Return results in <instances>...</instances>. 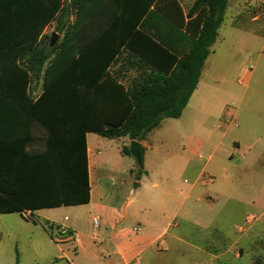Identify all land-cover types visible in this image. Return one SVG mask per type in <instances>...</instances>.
Masks as SVG:
<instances>
[{"label": "trees", "instance_id": "obj_1", "mask_svg": "<svg viewBox=\"0 0 264 264\" xmlns=\"http://www.w3.org/2000/svg\"><path fill=\"white\" fill-rule=\"evenodd\" d=\"M228 2L196 0L190 15L199 11L202 28L181 59L167 40L137 32L144 50L160 60L155 61L126 45L148 9H139L127 30L125 22H115L132 16L119 0L117 5L110 0H48V16L44 7L37 23H21L15 1L0 0V213L33 215L42 208L89 203L86 132L143 142L164 119L180 118L198 86ZM70 6L76 19L58 22L55 32L63 37L51 47V35L40 37L48 21L67 17ZM123 46L152 70L128 90L108 72ZM40 79L43 91L35 99L31 84ZM118 111H123L121 117L114 119ZM62 144L69 150L62 151ZM123 152L131 155L130 147ZM143 159L142 146L141 167Z\"/></svg>", "mask_w": 264, "mask_h": 264}, {"label": "crops", "instance_id": "obj_2", "mask_svg": "<svg viewBox=\"0 0 264 264\" xmlns=\"http://www.w3.org/2000/svg\"><path fill=\"white\" fill-rule=\"evenodd\" d=\"M14 1L19 9L18 17H20L19 21L21 23L39 22L38 16L40 10L43 13L44 7L46 8V17L48 16V0ZM110 1L111 4L117 5L116 0ZM119 1L123 2L122 5L131 10L132 16L123 20L116 19L115 22H122L123 24L125 22V24L128 25L127 27H129L127 30L130 29L132 23L136 21L137 11L139 9H148L142 18H138V24L133 31L131 30L132 33L128 36V44L126 45L129 46L131 43V45L141 49V53L153 57L155 61L160 60H156L153 56L154 54L149 49L144 50L142 43L139 41L140 38L137 32L148 35L155 34L167 40L175 47V51L172 53H174L178 59H181L184 55L189 53L192 42L199 36V32L202 28V23L197 19L199 11L190 15L196 0ZM241 3H246V0H229L226 12L230 6L236 10ZM151 12H155V14H149ZM247 17H250L248 23H246L247 18L244 19L243 16L241 17L239 13L235 12L232 22L227 25L224 16V21L219 29L217 40L210 47V54L203 67L198 86L192 94L182 116L178 118H185L191 131H198L207 136L211 135V138L208 139L206 143L189 137L185 144L188 152L193 155H197L205 147L209 149L214 147L215 153H221L219 154L218 161L213 163L212 170L206 173L205 171L208 168L207 164L201 167L195 161L190 160L187 162H164L158 167L145 163L139 171V176L143 175V177H148L150 180L151 178L161 180L163 183L161 185H153L154 191L150 197V205L148 204L149 206H145L144 209H138L133 206V199L128 201V198H126L121 205L117 206L111 203L113 196H116L117 199L120 200L119 194L114 195L116 194V189L113 187L115 186L114 180H112L111 186L98 177L97 170L104 164V160L100 157V153L97 154L94 152L90 144L94 137L101 135L94 132H86L91 198L89 203L82 205L94 204L97 215L92 217V221L95 217L99 218V227H94L99 233L89 235L87 232L80 230L77 225H64L73 232L74 239H66L62 242H57L54 238L52 239L50 234L51 241L55 242L63 255V257L55 259V264H159L158 259L161 256L173 251L170 243L164 239L170 233L173 226H177L176 222L179 220V215L184 208V200L194 197L196 202H199L210 196L214 199L213 197L215 196L212 194L214 192L213 190H218L216 185L218 179L226 177L228 173V171H224L223 169L221 172L220 168L226 161L231 163L235 155L240 156V162H244L243 168L255 167L264 157V98L261 97V101L258 98V95H264L262 86L254 87L250 97H248V92H245V94L239 98L232 91L228 92L220 89L219 86H221V82L225 81L220 71L223 67V61L220 58L215 61L212 57L216 55L218 51H229L230 55L238 57L245 52L251 54L259 49L261 51L259 55H263L264 0L261 1L259 6L253 11L248 12ZM75 19L76 17L74 15L72 16V12L68 13L67 17H58L57 20L53 18L51 21H48V25L45 27L40 39L45 35H51L52 37V35L56 33L55 30L59 21L62 23H70L74 22ZM168 21L173 27L167 24ZM41 22H44V20L42 19ZM224 27H227L229 30L227 36H222L220 34V31ZM49 29H51L53 33L49 34ZM57 34L59 35V42L63 35ZM132 41L135 42V44H132ZM116 60L117 61L108 68V72L111 77L125 87L126 90L132 88L135 82L140 80L143 75L152 72L148 66H145L141 62L142 58L134 55V53L127 50L125 46L121 48V54L117 56ZM233 65L235 73L239 75L238 82L249 88L251 78L254 74L253 66H243V64L239 62V58H235ZM41 82H43L44 85L43 79H40L39 81L33 82L31 87ZM101 83L104 86L105 81ZM229 96L239 100L237 112L235 110L238 126L224 124L227 120L224 101ZM34 98L37 99L38 96ZM122 112L123 111H118L113 115V118H120ZM212 129L221 131L223 134L222 139L217 141L216 136L211 132ZM70 130V128H67V131ZM231 130L230 141L224 143ZM123 138L128 140V143L131 144L128 137ZM145 142L146 140L140 142L143 147H145ZM258 144L261 145L258 147ZM59 147L62 151H65V149L69 150L70 148L69 145L63 144ZM232 165L236 166L235 164ZM187 172L191 179H193L192 181L188 178L184 180L181 179L180 175L182 173L186 174ZM182 182L188 185L186 189L181 187L180 184ZM142 184L143 180L140 178L137 186L139 187ZM125 188L126 183H123L120 189L124 192L123 189ZM133 193V190H130L128 195H132ZM183 195H185V198L181 200L180 196ZM206 201L208 204H214L209 199ZM44 209L51 208H42L33 211V214H37ZM211 210H213V208ZM11 213L23 215L20 212ZM2 214L7 213H0V215ZM171 236L174 242L182 241V238L177 233ZM72 244H75V249H79L80 252L76 250L73 252V255L65 254L62 247ZM228 252L229 251L226 253ZM147 254H152L153 259L146 260ZM244 254L245 248L238 247L235 250L234 257L240 259ZM213 260L218 261L219 256H213ZM201 263L206 264V262ZM250 264H264V257L257 256Z\"/></svg>", "mask_w": 264, "mask_h": 264}, {"label": "rangeland", "instance_id": "obj_3", "mask_svg": "<svg viewBox=\"0 0 264 264\" xmlns=\"http://www.w3.org/2000/svg\"><path fill=\"white\" fill-rule=\"evenodd\" d=\"M263 0H246V3L235 10L231 6L225 15V23L232 22L235 12L250 21L248 12L253 11ZM227 27L222 28L220 34L227 36ZM53 33L49 29V34ZM260 49L249 53H243L235 57L229 51H218L213 55L215 61L220 58L223 61L222 78L220 89L232 91L236 96L242 97L248 92L250 97L256 86H262L264 90V52ZM239 58L243 66H253L254 74L250 81L249 88L238 82L239 75L235 73L234 60ZM220 84V83H219ZM32 96L37 97L43 91V82L33 85ZM264 95H258V98ZM261 101V99H260ZM226 111L228 108L239 107V100L231 96L224 101ZM217 141L222 139V132L212 129ZM224 141H230V134ZM193 137L204 143L211 138L198 131H191L185 118L166 119L162 125L149 134L144 143L143 162L155 167L165 163L195 161L201 167L208 165L207 170H212V165L219 159L214 147H205L197 155H193L186 149L185 142ZM91 147L95 153H100L104 164L98 168V177L106 184L112 186L114 180L116 196L112 197L111 203L121 205L126 198L134 200L133 206L144 209L150 205V197L153 193L154 184H163L161 180L139 176L141 166L132 155L123 152L124 147L131 146L124 138L110 139L103 136H96L91 140ZM261 144H258V147ZM240 156L235 155L232 162L226 161L220 168L228 171L226 177L218 179V190H213V197H208L214 204H208L207 199L196 202L194 197L184 200L185 195L180 196L184 200V208L180 213L176 227L173 226L165 241L170 243L173 251L161 256L159 264H250L257 256L264 257V157L253 168H243L244 162H240ZM235 164L236 166L232 165ZM241 166V167H239ZM170 170V168H169ZM94 172V169H93ZM94 176V173H93ZM139 176V177H138ZM181 179H191L189 173H182ZM140 178L143 180L141 186H137ZM193 179H191L192 181ZM126 183V188L120 189ZM180 184V183H179ZM183 189L188 185L180 184ZM210 185V184H209ZM120 189V190H119ZM133 190L132 195H128ZM179 192V191H178ZM149 204V205H148ZM213 208V210H211ZM186 212V214H185ZM97 215L94 204L82 206H70L61 208L44 209L37 214L21 215L7 213L0 215V264H55V259L63 257L59 247L51 241L48 225L52 223L62 225H77L80 230L89 235H95L92 217ZM69 220L66 221L65 218ZM158 217V216H157ZM28 218L35 219L36 222ZM179 234L181 242H174L172 234ZM56 233H53V236ZM238 247L245 248L242 258L234 257ZM65 254L73 255L75 244L62 247ZM229 251L228 253H226ZM80 252V251H79ZM75 254V253H74ZM219 256V260H213V256ZM153 259L152 254L146 255V260ZM67 264V263H60ZM150 264V263H149Z\"/></svg>", "mask_w": 264, "mask_h": 264}, {"label": "built area", "instance_id": "obj_4", "mask_svg": "<svg viewBox=\"0 0 264 264\" xmlns=\"http://www.w3.org/2000/svg\"><path fill=\"white\" fill-rule=\"evenodd\" d=\"M226 116H227V120L224 123L225 125L233 124L235 126H238V121L235 116V108L233 107L228 108L226 111ZM27 214L31 215L30 212H27ZM65 220L68 221V217H66ZM93 224H94V227L98 228L100 224L99 218L97 217L93 218ZM48 228L50 229L51 232L53 231V233H56L55 234L56 236H53V237L57 242H62L66 239L75 238L73 235V232L62 224L52 223L48 225Z\"/></svg>", "mask_w": 264, "mask_h": 264}, {"label": "water", "instance_id": "obj_5", "mask_svg": "<svg viewBox=\"0 0 264 264\" xmlns=\"http://www.w3.org/2000/svg\"><path fill=\"white\" fill-rule=\"evenodd\" d=\"M71 7H69V13L71 12ZM59 40V35L57 33H54L51 37V43L50 46L54 47ZM141 147L142 144L138 141H132L130 146V152L133 157L140 163L141 162Z\"/></svg>", "mask_w": 264, "mask_h": 264}]
</instances>
